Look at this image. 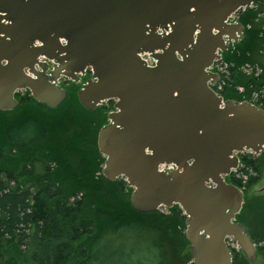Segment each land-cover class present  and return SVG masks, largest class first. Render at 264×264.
Segmentation results:
<instances>
[{
  "label": "water",
  "instance_id": "water-1",
  "mask_svg": "<svg viewBox=\"0 0 264 264\" xmlns=\"http://www.w3.org/2000/svg\"><path fill=\"white\" fill-rule=\"evenodd\" d=\"M253 3L0 0V111L14 110L22 91L56 109L67 97L59 78L78 82L89 69L80 105L95 111L114 101L97 134L103 177L124 179L136 212L177 205L193 264H231L228 239L251 260L255 245L235 222L243 192L224 177L238 169L237 154L264 152V110L224 101L206 69L244 31L228 17ZM40 57L55 67L47 73Z\"/></svg>",
  "mask_w": 264,
  "mask_h": 264
},
{
  "label": "trees",
  "instance_id": "trees-1",
  "mask_svg": "<svg viewBox=\"0 0 264 264\" xmlns=\"http://www.w3.org/2000/svg\"><path fill=\"white\" fill-rule=\"evenodd\" d=\"M253 6L238 13L244 33L222 56L227 86L219 95L264 110V0H254ZM246 64L262 74L242 73L239 68ZM238 87L244 88V98ZM78 88L56 109L25 91L15 94L14 110L0 111V264H173L169 242L189 246L186 217L177 205L168 216L159 210L136 212L124 179L103 177L97 134L113 102L87 110L77 100ZM239 161L224 180L249 189L264 170V152L246 153ZM243 209L235 222L256 244L241 223Z\"/></svg>",
  "mask_w": 264,
  "mask_h": 264
},
{
  "label": "rangeland",
  "instance_id": "rangeland-1",
  "mask_svg": "<svg viewBox=\"0 0 264 264\" xmlns=\"http://www.w3.org/2000/svg\"><path fill=\"white\" fill-rule=\"evenodd\" d=\"M261 53H263L264 55V49L261 50ZM226 66H228L227 63ZM242 67L243 65L239 68V70H241ZM238 94H242V98H244V88L242 89V93L238 92ZM103 104H106V102H104ZM240 190L242 192H245L242 204V207L244 209L241 215V223L246 224L248 226L249 231L254 233V240H257V243L254 244L255 253L253 258L251 260H248L243 254V252L237 248L234 242L227 241V246L231 251L234 264H264V170L262 171L259 180L254 185L249 187V189L245 188V190ZM167 210V208L159 209L161 214L165 216L169 215V212ZM254 214L258 216H255ZM256 217H258L259 220H255ZM165 223L166 220L160 222V224ZM183 233H185V230H183ZM169 245L171 247V258L175 257L173 264H193L190 245L183 248V245H178L174 240L170 241ZM188 254L190 255L191 259Z\"/></svg>",
  "mask_w": 264,
  "mask_h": 264
},
{
  "label": "built area",
  "instance_id": "built-area-1",
  "mask_svg": "<svg viewBox=\"0 0 264 264\" xmlns=\"http://www.w3.org/2000/svg\"><path fill=\"white\" fill-rule=\"evenodd\" d=\"M236 14L231 15L230 17H228V19L226 20L227 23L229 24H235L236 22ZM264 30V28H263ZM232 44V43H231ZM219 55L220 53L217 52ZM140 58L145 62V64L149 67H153L156 63V61L154 59H152L148 54H140L139 55ZM39 60L43 61L44 58L40 57ZM227 66L225 63L222 62L221 60V55L220 58L216 61L213 62V64L206 69L207 72L212 73V74H217L219 79L217 81H209L208 84L209 86L214 90V92L219 95V93L223 90L224 87L227 86V82H226V71H227ZM242 73L246 74V75H253L255 77H258L260 74H262V71L259 69H256L254 71V67L251 65H244L241 70ZM253 73V74H252ZM263 88V92H264V85L262 86ZM242 87H238L237 91L239 93H242ZM264 97V94H263ZM252 100L254 101V98H252ZM263 100V99H262ZM173 169L172 166H168V168H164V166H159V170L163 171V172H167L169 170Z\"/></svg>",
  "mask_w": 264,
  "mask_h": 264
},
{
  "label": "flooded vegetation",
  "instance_id": "flooded-vegetation-1",
  "mask_svg": "<svg viewBox=\"0 0 264 264\" xmlns=\"http://www.w3.org/2000/svg\"><path fill=\"white\" fill-rule=\"evenodd\" d=\"M254 8V6H253V4H252V6L250 7V8ZM245 9H247V8H245ZM245 9H241V10H239L240 12H243ZM239 11H237L236 13H234V14H236V17H237V19H236V22L235 23H240L239 21H238V13H239ZM244 27V26H243ZM247 28H248V26H247ZM243 33H244V31H243ZM243 33L240 35V36H238V42L237 43H234L233 41H226V44L228 45V49H227V51L229 50V49H234V47H235V45L236 44H238L239 42H240V40H241V38H242V35H243ZM232 43V44H231ZM226 51V52H227ZM225 52V53H226ZM224 54V53H223ZM223 54L222 53H220V55H221V60H222V62L223 63H225L224 61H223V59H222V56H223ZM41 61V60H40ZM45 63H46V66H47V70H46V72L48 73L50 70H52L54 67H55V63L53 62V61H48V60H46V59H44L43 60ZM226 64V63H225ZM215 75H217V74H215ZM218 76V75H217ZM91 78V73H90V70L89 69H87L86 71H85V74L83 75V76H81L80 77V80L78 81V82H73V81H71V80H69V79H67V78H65V77H60L59 78V80H58V83H59V85L63 88V89H65L66 91H67V94H68V91L69 90H72L74 87H76V86H78L79 88H78V90L80 89V87H81V85L82 84H84L87 80H89ZM219 79V77L217 78V80ZM216 80V81H217ZM77 90V91H78ZM22 92H25V91H22ZM19 93V92H18ZM17 94V93H16ZM76 95H77V93H76ZM220 96V95H219ZM110 101H112V100H110ZM108 101H106V103H107ZM113 102V104H114V101H112ZM104 103V102H103ZM102 103V104H103ZM250 103V102H249ZM101 104V105H102ZM252 104V103H251ZM101 105H99V106H101ZM254 105V104H253ZM98 106V107H99ZM97 107V108H98ZM112 107H113V105H112ZM112 111H114V109L112 108V110L110 111V112H112ZM109 112V113H110ZM109 113H107V115L109 114ZM107 119V118H106ZM107 123H108V120H107ZM106 123V124H107ZM105 124V125H106ZM104 126V125H103ZM246 153H248V152H244V153H239V154H237V157H238V159H239V157L240 156H242V155H244V154H246ZM250 154V153H249ZM253 155V154H252ZM239 164H240V161H239ZM164 166V168L166 169V168H168V166H165V165H163ZM171 166V165H170ZM173 167V166H172ZM174 168V167H173ZM172 170V169H171ZM160 171V170H159ZM170 171V170H169ZM168 172V171H167ZM235 172V171H234ZM227 241H232V240H227ZM233 242V241H232Z\"/></svg>",
  "mask_w": 264,
  "mask_h": 264
}]
</instances>
